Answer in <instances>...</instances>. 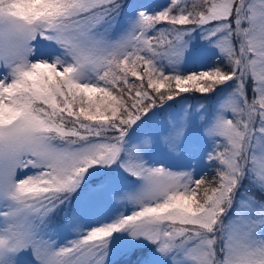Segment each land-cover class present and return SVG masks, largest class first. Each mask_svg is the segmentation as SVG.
<instances>
[{
	"label": "snow or ice",
	"instance_id": "1",
	"mask_svg": "<svg viewBox=\"0 0 264 264\" xmlns=\"http://www.w3.org/2000/svg\"><path fill=\"white\" fill-rule=\"evenodd\" d=\"M0 264H264V0H0Z\"/></svg>",
	"mask_w": 264,
	"mask_h": 264
},
{
	"label": "rangeland",
	"instance_id": "2",
	"mask_svg": "<svg viewBox=\"0 0 264 264\" xmlns=\"http://www.w3.org/2000/svg\"><path fill=\"white\" fill-rule=\"evenodd\" d=\"M153 2L162 4V3H165L166 0H153ZM161 26H162V25H161ZM210 61H211V59L206 60V62H205V66L209 65V62H210ZM192 95H195V94H192ZM190 102H191V103H195L194 100H192V101H190ZM198 175H199V173H198ZM209 177H210V175H209ZM70 236H71V233H69L68 231L65 230V231L62 233L61 237H60V242L63 243L64 240H65L66 238H69Z\"/></svg>",
	"mask_w": 264,
	"mask_h": 264
},
{
	"label": "trees",
	"instance_id": "3",
	"mask_svg": "<svg viewBox=\"0 0 264 264\" xmlns=\"http://www.w3.org/2000/svg\"><path fill=\"white\" fill-rule=\"evenodd\" d=\"M130 2H131V0H130ZM161 26V25H160ZM159 27V26H158ZM215 63V61L214 60H211L210 62H209V65H211V64H214ZM173 103H175V102H173ZM209 175H210V177H211V175H212V173H211V171H209V173H208ZM62 215V214H61ZM62 235V234H61Z\"/></svg>",
	"mask_w": 264,
	"mask_h": 264
}]
</instances>
